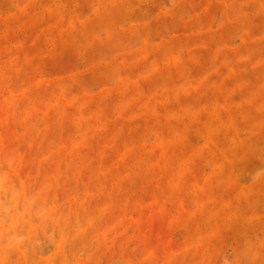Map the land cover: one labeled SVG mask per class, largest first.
Here are the masks:
<instances>
[{
    "label": "rangeland",
    "instance_id": "1",
    "mask_svg": "<svg viewBox=\"0 0 264 264\" xmlns=\"http://www.w3.org/2000/svg\"><path fill=\"white\" fill-rule=\"evenodd\" d=\"M0 264H264V0H0Z\"/></svg>",
    "mask_w": 264,
    "mask_h": 264
}]
</instances>
